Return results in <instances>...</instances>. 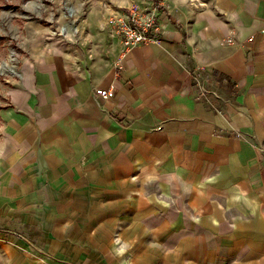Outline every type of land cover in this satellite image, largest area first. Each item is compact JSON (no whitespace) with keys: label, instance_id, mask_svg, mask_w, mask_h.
Returning a JSON list of instances; mask_svg holds the SVG:
<instances>
[{"label":"crops","instance_id":"crops-1","mask_svg":"<svg viewBox=\"0 0 264 264\" xmlns=\"http://www.w3.org/2000/svg\"><path fill=\"white\" fill-rule=\"evenodd\" d=\"M160 5V44L115 33L103 69L53 51L11 83L0 264H264V0Z\"/></svg>","mask_w":264,"mask_h":264},{"label":"rangeland","instance_id":"rangeland-1","mask_svg":"<svg viewBox=\"0 0 264 264\" xmlns=\"http://www.w3.org/2000/svg\"><path fill=\"white\" fill-rule=\"evenodd\" d=\"M161 0H0V109L33 57L53 51L82 55L100 69L120 53L114 20L134 6ZM162 6H159V8ZM158 8V9H159Z\"/></svg>","mask_w":264,"mask_h":264},{"label":"built area","instance_id":"built-area-1","mask_svg":"<svg viewBox=\"0 0 264 264\" xmlns=\"http://www.w3.org/2000/svg\"><path fill=\"white\" fill-rule=\"evenodd\" d=\"M161 6V5H159ZM159 6H154L150 8H143L140 6H134L127 9L126 13L116 17L113 22V28L118 37L121 38V43L125 47V54L138 46L150 45V44H160L162 29L159 23L158 8ZM252 41V39H249ZM223 44H234V39L230 38L223 42ZM117 68L121 69V61L117 64ZM196 70H202L197 68ZM192 76L196 82V100H206V102L211 106L212 109L217 110V104L220 101L221 95L217 90L210 87V82L208 85L207 77L206 81H203L197 71L191 72ZM213 80L216 84L221 83V76H212L210 81ZM96 93L103 97L104 99H109L114 96V89H98ZM240 137V135H237Z\"/></svg>","mask_w":264,"mask_h":264}]
</instances>
